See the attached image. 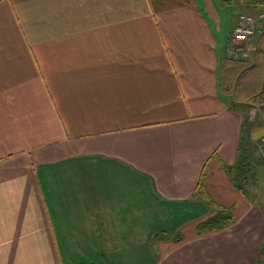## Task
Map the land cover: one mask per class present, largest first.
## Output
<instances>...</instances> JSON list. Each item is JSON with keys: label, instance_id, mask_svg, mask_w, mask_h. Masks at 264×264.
<instances>
[{"label": "crops", "instance_id": "1", "mask_svg": "<svg viewBox=\"0 0 264 264\" xmlns=\"http://www.w3.org/2000/svg\"><path fill=\"white\" fill-rule=\"evenodd\" d=\"M254 38L264 0H0V264H264V121L227 96Z\"/></svg>", "mask_w": 264, "mask_h": 264}, {"label": "rangeland", "instance_id": "2", "mask_svg": "<svg viewBox=\"0 0 264 264\" xmlns=\"http://www.w3.org/2000/svg\"><path fill=\"white\" fill-rule=\"evenodd\" d=\"M233 49L235 51L233 53V56L235 57L234 59L235 61L232 62L231 65L232 68L229 70V74L233 79L231 80L226 79L228 83L232 82L231 86L227 88V94L229 95V102H230L229 104L237 109H240L243 112V114H247L249 119H251L253 123L262 122L264 121V114H263L264 102H261L258 99H256L257 96L255 95V93L260 92L259 98L260 99L264 98V59L261 61H254V60L252 61V57L256 56V54L264 50V46L260 45V43L258 42V38H254L253 50L251 51V56L248 54L249 52L246 49V47H234ZM227 52L229 53V48ZM248 57H251V60H248ZM242 59H245L247 62ZM252 63H255V65ZM225 69H227V67H225ZM244 79L245 80L247 79L249 83L252 84L251 86L253 87V89L250 87L248 90H246V93L252 94L249 95L252 96L249 99H246L244 97L246 96L244 94V89H246L244 85L247 82V81L243 82ZM256 82H258L257 86H255ZM224 83L226 82L224 81ZM254 89H256L255 92H252ZM251 100L252 101L255 100V101L252 102ZM259 146L262 147V145ZM254 160L257 161V158L255 157ZM262 162H264V160L261 161V163ZM254 171H255V176L253 177V179H256V183H258L259 185L264 186V163L263 164L256 163ZM239 183L241 184L242 187L245 186L243 184L244 183L243 181H240ZM199 194L202 195L201 193ZM262 204H260V206H262ZM182 208L183 209H179L175 207L173 214L170 216L171 218L170 221H173L172 226H174L178 221L181 220L184 221L186 220V218L188 220V218H191L190 217L191 215H196L198 212L203 210L202 208L199 207L195 209H186L184 207ZM191 222L192 220L189 221V223L186 224V226H188ZM179 230L180 228L178 229V231ZM168 232H171V230H169ZM175 234H178V232L176 233L175 231ZM166 235L170 236L168 234ZM148 258L151 259L150 256H148Z\"/></svg>", "mask_w": 264, "mask_h": 264}, {"label": "trees", "instance_id": "3", "mask_svg": "<svg viewBox=\"0 0 264 264\" xmlns=\"http://www.w3.org/2000/svg\"><path fill=\"white\" fill-rule=\"evenodd\" d=\"M261 102H264V101L261 100ZM223 169L229 176H231V180L234 183V185L237 186L238 189L242 192L243 187L238 182L237 175L235 174L234 176H232L231 174L232 170L229 167H225V168L223 167ZM234 169H236V167ZM239 181H244V177L240 178ZM212 206L216 210L215 213L211 217H209L208 219H206L205 221L197 225L196 227L197 235H200L206 232L224 229L234 222L233 213H232L231 208L223 207V206H216L214 204H212ZM160 234L157 233L156 235L152 237L155 242L161 240L160 237L162 236ZM176 240L177 241L180 240V237H178Z\"/></svg>", "mask_w": 264, "mask_h": 264}, {"label": "built area", "instance_id": "4", "mask_svg": "<svg viewBox=\"0 0 264 264\" xmlns=\"http://www.w3.org/2000/svg\"><path fill=\"white\" fill-rule=\"evenodd\" d=\"M260 17L262 16L260 15ZM255 23L256 20L254 17L250 15H239L231 43H246L255 34ZM261 141L264 143V137H262Z\"/></svg>", "mask_w": 264, "mask_h": 264}, {"label": "bare ground", "instance_id": "5", "mask_svg": "<svg viewBox=\"0 0 264 264\" xmlns=\"http://www.w3.org/2000/svg\"><path fill=\"white\" fill-rule=\"evenodd\" d=\"M233 22H234V21H233ZM262 31H263V30H262ZM258 35H259V34H258ZM227 41H228V40H227ZM254 45H255V44H254ZM231 61H232V60H231ZM252 64H253V63H252ZM228 96H229V95H228ZM217 161H218V160H217ZM237 162H239V161L237 160ZM221 164H223V163H221ZM221 164H220V166H221ZM236 164H238V163H235V165H236ZM239 164H240V163H239ZM205 166H206V165H205ZM205 166H204V167H205ZM235 167H236V166H235ZM235 167H234V168H235ZM237 167H238V165H237ZM224 168H225V167H224ZM240 169H241V168H240ZM221 170H222V169H221ZM235 170H236V169H235ZM237 171H238V169H237ZM241 172H242V171H241ZM232 175H233V174H232ZM233 176H234V175H233ZM234 178H235V177H234ZM201 183H202V182H201ZM201 183H199V184H201ZM199 184H198V185H199ZM202 190H203V189H202ZM199 193H200V192H199ZM202 194H203V193H202ZM205 194H206V193H205ZM206 196H207V195H206ZM202 200H203V199H202ZM212 202H213V201H212ZM197 230H198V229H197ZM57 258H58V257H57ZM59 264H60V263H59Z\"/></svg>", "mask_w": 264, "mask_h": 264}]
</instances>
